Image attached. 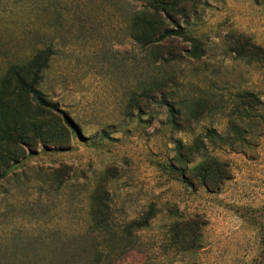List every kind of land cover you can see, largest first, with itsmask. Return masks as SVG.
<instances>
[{
  "label": "rangeland",
  "instance_id": "374dc122",
  "mask_svg": "<svg viewBox=\"0 0 264 264\" xmlns=\"http://www.w3.org/2000/svg\"><path fill=\"white\" fill-rule=\"evenodd\" d=\"M147 1L0 0V82L50 45L66 114L0 96V264H264L263 51L229 49L264 0H174L145 45Z\"/></svg>",
  "mask_w": 264,
  "mask_h": 264
},
{
  "label": "trees",
  "instance_id": "16d2710c",
  "mask_svg": "<svg viewBox=\"0 0 264 264\" xmlns=\"http://www.w3.org/2000/svg\"><path fill=\"white\" fill-rule=\"evenodd\" d=\"M175 7L174 0H148L134 14V22L140 29L135 35L137 40L144 42L145 45H152L163 41L168 36L179 35L182 27L170 12V9ZM165 20L172 22L173 27L164 25ZM229 43V49L237 57L250 55L256 57V53L263 51L259 58L264 60V46L254 41L253 37L247 33L232 32L229 35ZM53 52V47L48 45L35 51L24 61V64L16 63L9 66L0 82V96L3 94H13L17 97L31 96L40 108H49L65 116V112L59 105L48 99L40 87L44 78L43 72L48 67ZM191 53L194 56H200V47L196 44ZM171 109L173 113L175 110L173 107ZM9 119L8 106H4L0 101V137L8 138L10 136ZM235 132L237 133L238 130L235 129ZM1 176L2 174H0V178Z\"/></svg>",
  "mask_w": 264,
  "mask_h": 264
},
{
  "label": "crops",
  "instance_id": "0c3cea01",
  "mask_svg": "<svg viewBox=\"0 0 264 264\" xmlns=\"http://www.w3.org/2000/svg\"><path fill=\"white\" fill-rule=\"evenodd\" d=\"M244 33H246V32H244ZM247 34H249V33H247ZM250 35V34H249ZM259 43V42H258Z\"/></svg>",
  "mask_w": 264,
  "mask_h": 264
}]
</instances>
